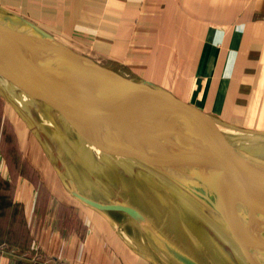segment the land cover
Listing matches in <instances>:
<instances>
[{
	"label": "crops",
	"instance_id": "1",
	"mask_svg": "<svg viewBox=\"0 0 264 264\" xmlns=\"http://www.w3.org/2000/svg\"><path fill=\"white\" fill-rule=\"evenodd\" d=\"M0 10L33 20L129 78L264 134V0H0ZM28 131L0 95V180L10 184L6 239L22 245L34 235L41 256L0 252V264L177 262L135 219L141 235L115 211L106 210V218L74 196Z\"/></svg>",
	"mask_w": 264,
	"mask_h": 264
},
{
	"label": "water",
	"instance_id": "2",
	"mask_svg": "<svg viewBox=\"0 0 264 264\" xmlns=\"http://www.w3.org/2000/svg\"><path fill=\"white\" fill-rule=\"evenodd\" d=\"M6 17L0 13V95L28 124L55 134L59 142L73 134L74 141L97 153L105 167L99 171L130 197L136 195L117 179L119 174L140 185L145 195L136 199L140 205L127 198L106 204L70 180L74 196L106 218L112 207L125 210L156 235L175 264H264V242L243 215L256 210L255 200L222 198L203 172L202 154L223 143L246 148L235 134L263 138L262 132L214 117L148 80L102 70L41 27ZM147 90L169 98L180 110ZM186 109L197 113L198 123L183 117ZM149 216L193 253L156 231Z\"/></svg>",
	"mask_w": 264,
	"mask_h": 264
},
{
	"label": "rangeland",
	"instance_id": "3",
	"mask_svg": "<svg viewBox=\"0 0 264 264\" xmlns=\"http://www.w3.org/2000/svg\"><path fill=\"white\" fill-rule=\"evenodd\" d=\"M0 13H2L1 10H0ZM2 15H3V13H2ZM5 16H7L6 18L12 19L14 21H16V18H21V20H23L27 23H30L33 26H36L34 21L31 19H27V18H24L21 16H18V17L10 16V15L9 16L5 15ZM73 50L75 53H77L78 55H80L84 59H87L88 61H91L92 63H95L96 65H98V67L102 70L103 69L107 70L111 74H112V72H114V73H119L120 75H124V74L120 73V71H118L114 66L105 65V63L102 62L104 60L96 59L93 57V55H91L90 53H88L86 51H78L75 49H73ZM124 76H126V75H124ZM126 78H129V77L126 76ZM130 79H132V78H130ZM132 80H135V79H132ZM135 81H137V80H135ZM145 87L148 88V86H145ZM151 91L156 92L155 90H151ZM174 106H176V105H174ZM25 122H26V129L30 130V131H28V133H30V135H28V137H31V139H32L34 137V134L36 133L35 134V135H37L36 137L42 143L43 155H44V159L46 160V165H48V163H47L48 160L52 163L54 169L59 174L62 175L63 184H64V186H66V188H70V180H72L74 182V185L76 186V188L80 192L84 193L85 195H87L88 197H90L96 201H100V202L106 203V204H110V203L112 204V203L119 202L118 200H120V199L123 200V198H127L129 201H131L133 203L136 202L137 204H139L135 199L136 196L130 197L128 191H126V192L122 191L116 185V183L111 179V177L109 176L108 173H104L101 171L99 172V170H102V168L105 169V167H104V165H102L101 162H98L99 160L95 156L97 153L94 154L95 152L93 153L92 151L88 152L86 148H84L78 142L74 141L76 139H74V137L72 136L73 134L67 133L68 137H66V138L68 140L64 139V141H62L63 144H61V141L60 142L54 141L55 134L53 135V133H50L47 130L42 129V128H41V130L36 129V128L32 127V125L28 124L27 121H25ZM38 131H40V132H38ZM235 135H237V136L239 135V137H242L245 140V141L240 142V145L242 144L241 146L246 147L245 149L250 150V152H252V153L264 155V148H262V150H261L257 146L258 145L257 143L249 140L248 135H243V136H241L242 134H235ZM52 137H53V139H52ZM258 139H261V138L258 137ZM65 141L68 143V145ZM87 154H91L92 156H89ZM254 158H256V157H254ZM82 159L86 160V161H83ZM256 159L259 160L256 162V168L258 170V173L253 172L254 173L253 179L257 180L259 178H264V160H262V158L261 159L256 158ZM256 159H255V161H256ZM103 162L105 163V161H103ZM97 165L99 168H97ZM47 168H49V167H47ZM28 171H30V168H27V172ZM93 171H96L98 174H100L102 176H108L110 181L107 182L103 178H100L97 175H94L92 173ZM96 172H94V173H96ZM226 181H228V180H226ZM9 189H10V184L0 180V252L7 254L13 258H19V259L24 258L27 260H33V259L40 260L41 256H40L38 247H36L35 242L32 241L34 239V235H30V236L27 235L28 240H30V241H28V242L25 241L24 243H21L22 245H17L16 241H11V240L6 239L8 237V227L10 226V222H9V219L7 218V211H5L3 209L4 208L3 204L10 201V197L8 194ZM106 192H107V195H106ZM249 194H250V191H248L246 196ZM243 195L245 196L244 193H243ZM114 199H117V200H114ZM110 209L115 211L117 214H119V215H117L119 218L125 219L127 224H129V227L131 229L133 228L134 232H136L138 235L139 234L141 235V233L138 232V229L136 231L135 224L133 225V223L131 222L132 220L133 221H135V220H134V218H132L131 215H129V213H127L125 210L121 209L120 207H116V208L112 207ZM14 219H15V221H17V212H15ZM150 219H151L150 222L152 224H154L153 219L151 217H150ZM159 224H157V223L154 224L156 231H158L159 233L160 232L165 233L163 230V227L161 226V225H163V223L160 225ZM16 225H17V222H15V226ZM20 230H21V228H20ZM165 235L168 236L174 244L180 243L174 239V236L171 234V232L165 233ZM180 247L183 248L184 251H186V252L193 253V252L189 251L190 248L185 244L180 243Z\"/></svg>",
	"mask_w": 264,
	"mask_h": 264
},
{
	"label": "bare ground",
	"instance_id": "4",
	"mask_svg": "<svg viewBox=\"0 0 264 264\" xmlns=\"http://www.w3.org/2000/svg\"><path fill=\"white\" fill-rule=\"evenodd\" d=\"M27 24L31 25L30 23H27ZM31 26L33 27V25ZM93 57L98 59L95 56ZM117 74L118 76H120L119 73ZM146 92L150 97L154 99H160L163 103L168 105V107L176 108L178 111L180 110V108H178L177 106H174L177 104L173 102L172 100H170L169 98L161 97L160 94H157L156 92H153L151 90H147ZM187 110H189L192 113V115L188 114L186 111H182L183 117L191 123H198V120L200 119V117H198L197 113L191 109H187ZM223 138L227 139V135L225 134ZM248 138L249 140L257 143L258 144L257 146L261 150L262 148H264V137L263 138L260 137L262 140L258 139V137L256 136H249ZM239 139L241 141H245L243 138H239ZM54 141L59 142L56 139H54ZM62 141H64V139L61 140V144H63ZM212 149L208 150L207 152L202 153L204 154L203 172L205 176L207 177L208 181L212 184L214 189L217 191V193L225 200H231V199L235 200L234 199L235 197L240 198V200L241 199H244V200L248 199V201H250L251 199H252L251 201L255 200L254 206H256V210L254 211L251 210V212L247 210L246 212L243 213V215L245 219L248 221V223L250 224V226L252 227V229L254 230V232L264 242V178H259L257 180L253 179L254 173H258V170L256 168V162L259 160L256 158L261 159L264 157V155L252 153L250 152V150L242 148V147H231L230 145H227L225 143L216 145ZM104 158L105 157L102 155L100 159L104 160ZM83 161H86V160H83ZM97 168H99L98 165H97ZM94 172L96 171L92 172L94 175H97L98 177L103 178L107 182L110 181L108 176H102L98 174L97 172L96 173ZM117 174L119 173H116V175ZM119 175L117 176V179H119L121 183L126 184L130 187V191L132 195L134 193L136 195L135 199L145 196L144 194H142L143 191L140 185H138L137 183L133 181H127L124 177L119 176ZM249 189H251V193L254 195L253 197H248V196L245 197ZM243 192L245 196L243 195ZM106 195H107V192H106ZM161 195L162 197H164L163 194ZM153 197H157V196L154 195ZM146 203H151V201H146Z\"/></svg>",
	"mask_w": 264,
	"mask_h": 264
}]
</instances>
